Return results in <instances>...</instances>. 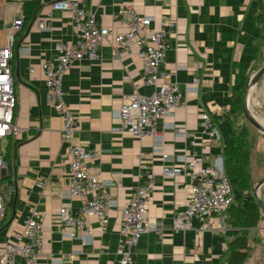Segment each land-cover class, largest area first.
Instances as JSON below:
<instances>
[{
    "label": "crops",
    "instance_id": "0c3cea01",
    "mask_svg": "<svg viewBox=\"0 0 264 264\" xmlns=\"http://www.w3.org/2000/svg\"><path fill=\"white\" fill-rule=\"evenodd\" d=\"M40 1L42 9L35 20L47 19L51 30L40 31L31 24L24 38L15 43L11 61L18 131L2 143L7 168L1 174L0 197L8 205L14 195V204L0 220V254L8 245L22 241L26 219L38 210L45 221L43 252L35 264H115L123 242L119 235L121 210L135 188L151 175L154 189L147 219L161 225V230L141 236L134 250L136 264H227L230 243L239 232L232 212L236 204L220 221H206V231L199 221H193L188 231L172 230L174 217L184 210L191 187L185 165L178 158L205 156L206 164L223 165L234 130L233 97L244 93L248 78L264 65V15L259 0H75L111 32L100 58L75 63L62 84L64 102L77 119L72 141L101 154L87 167H99L102 179L112 185L109 195L117 203L106 227L93 217L88 219L92 238L87 243L62 236L59 210L64 206L77 208L80 201L63 198L71 177L68 147L62 142L63 120L47 104L41 69L45 61L56 56V44L71 43L77 37L70 14L49 7L59 0ZM124 6L133 7L139 16L153 18L155 30L162 29L163 22L176 23L163 68L174 73L182 99L170 117L158 121L160 142L118 131L122 97L136 91L150 96L156 91L142 84L143 69L136 48L120 58L113 53L114 37L124 31L113 16ZM22 11L21 5L7 10L0 39ZM261 93L264 78L251 100L261 99ZM261 116L264 118L263 111ZM206 117L221 135L217 145H211L202 133ZM165 169L178 173L169 176ZM8 187L12 195L7 194ZM15 264L29 263L17 256Z\"/></svg>",
    "mask_w": 264,
    "mask_h": 264
},
{
    "label": "built area",
    "instance_id": "2783aa9c",
    "mask_svg": "<svg viewBox=\"0 0 264 264\" xmlns=\"http://www.w3.org/2000/svg\"><path fill=\"white\" fill-rule=\"evenodd\" d=\"M29 1L32 0H0L1 28H6V13L9 8L14 9L17 5L23 7ZM49 7L52 11L70 14L71 27L77 37L71 43L56 44V56L41 65L47 87L46 101L63 120L62 142L68 147L71 177L63 198L80 201L77 208L62 207L58 217L64 227L63 237L87 243L92 238L88 219L93 217L106 227L110 212L117 203L109 195L112 185L102 179L99 167L91 170L87 167L88 163L96 161L101 154L88 151L72 141L77 129V119L64 102L62 84L75 63L83 60L97 61L100 58V50L111 32L99 23L95 14L87 13L75 0H59L51 3ZM113 18L124 28L122 33L114 37V55L120 58L136 48L143 69L142 84L156 88L155 93L150 96L141 95L136 91L132 95L122 97V105L117 112V120L120 123L118 131L135 138L149 136L159 141L158 121L170 117L182 99L177 84L173 81L174 73L163 68L165 57L172 47L170 39L174 36L176 23L166 21L162 23V29L155 30L152 28L153 18L139 16L130 6L118 8ZM33 26L40 31L51 30L47 19H37ZM22 27L23 15L19 18L13 17L5 37L0 39V179L2 171L7 168L2 143L18 131L14 124L17 97L11 61L14 57L15 34L21 31ZM30 72L34 73V69ZM202 133L211 145L221 142L219 131L208 117L203 122ZM156 152L163 155L161 150ZM163 158L167 159V155ZM178 159L185 165V173L191 180V187L184 210L174 217L172 230L185 232L191 229L193 221H199L203 223V231H206V221H220L235 205L238 195L233 181L224 168L206 164L205 156L190 160L185 157ZM176 173L177 170L165 169L166 175L174 176ZM153 189V178L148 175V178L135 188L131 199L121 210L119 235L123 242L117 250L118 260L115 264H136L134 250L141 236L160 232L161 225L147 219ZM12 193V188L8 187L7 194ZM6 213L5 198L0 197V220L5 219ZM44 221L45 216L38 210H33L24 223L22 241L6 247L5 252L0 254V264H15L17 256L24 258L29 264H35L43 252Z\"/></svg>",
    "mask_w": 264,
    "mask_h": 264
},
{
    "label": "trees",
    "instance_id": "16d2710c",
    "mask_svg": "<svg viewBox=\"0 0 264 264\" xmlns=\"http://www.w3.org/2000/svg\"><path fill=\"white\" fill-rule=\"evenodd\" d=\"M259 6L264 15V4L262 0H259ZM41 9L42 3L40 0H32L23 5V27L18 35L15 36V43H19L24 38L26 31L31 24H33ZM242 96L243 93L239 92L233 97L232 106L235 112L239 111L241 108ZM230 140V146L226 147L224 151L223 168L228 177L233 181L234 189L237 192L238 197L246 192L247 200L245 201L244 207L239 210V212H234V227L238 228L239 232L230 243L227 264H244L249 257L247 233L249 230L259 228V223L262 221V211L251 192V179L249 172L250 153L248 145L244 140V135L241 137H235L233 131ZM4 160L6 162L5 157ZM13 204L14 195L11 196L7 205L8 211L9 207Z\"/></svg>",
    "mask_w": 264,
    "mask_h": 264
},
{
    "label": "rangeland",
    "instance_id": "374dc122",
    "mask_svg": "<svg viewBox=\"0 0 264 264\" xmlns=\"http://www.w3.org/2000/svg\"><path fill=\"white\" fill-rule=\"evenodd\" d=\"M19 14V11H18ZM253 100V98H252ZM251 100V111L261 121L264 118L261 112H264V94L261 93V99ZM233 131L235 137L244 135V140L248 145L250 153L249 172L251 179V192L253 185L264 178V134L252 128L244 119L242 109L235 112L233 117ZM238 197V196H237ZM261 197L264 200V188L261 190ZM247 200V193L237 198L236 205L232 209L234 213L237 209L244 207ZM262 221L258 229H253L247 233L249 244V257L246 264H264V214H261Z\"/></svg>",
    "mask_w": 264,
    "mask_h": 264
},
{
    "label": "water",
    "instance_id": "95a60500",
    "mask_svg": "<svg viewBox=\"0 0 264 264\" xmlns=\"http://www.w3.org/2000/svg\"><path fill=\"white\" fill-rule=\"evenodd\" d=\"M264 78V65L262 68L254 72L247 80L244 88V93L242 97V115L246 122L254 128L256 131L264 134V125L251 111L250 103L251 96L254 92L257 84ZM220 167L223 169V165L221 163ZM264 188V178L258 182H256L252 187L253 198L256 203L260 207L262 213L264 214V200L261 197V190Z\"/></svg>",
    "mask_w": 264,
    "mask_h": 264
},
{
    "label": "bare ground",
    "instance_id": "6f19581e",
    "mask_svg": "<svg viewBox=\"0 0 264 264\" xmlns=\"http://www.w3.org/2000/svg\"><path fill=\"white\" fill-rule=\"evenodd\" d=\"M263 125H264V122L263 121H260Z\"/></svg>",
    "mask_w": 264,
    "mask_h": 264
}]
</instances>
